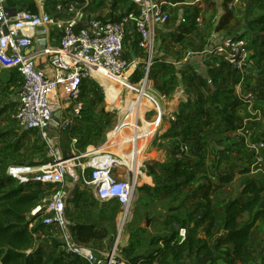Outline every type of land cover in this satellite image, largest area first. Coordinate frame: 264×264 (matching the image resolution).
I'll return each mask as SVG.
<instances>
[{
	"label": "rangeland",
	"instance_id": "374dc122",
	"mask_svg": "<svg viewBox=\"0 0 264 264\" xmlns=\"http://www.w3.org/2000/svg\"><path fill=\"white\" fill-rule=\"evenodd\" d=\"M126 1L98 0L97 7L93 11H105L106 13L112 10L116 14L121 13L127 8ZM163 1L166 3L162 5V11L167 13L169 17L165 24L156 27L154 33V59L165 61L167 64L155 62L153 69H160L161 73L156 79H153L151 73L149 76L151 81L149 92L160 100L163 112L157 109L158 105L155 102L154 108L144 118L146 122L157 119L160 127L156 130L153 138H150L148 147L143 152L145 153L144 160L140 166L143 176H140L136 183L130 216L126 219L122 228V233L126 235L127 242L131 228L141 227L148 231L141 253L151 248L148 245V238L167 235L172 230L171 228L179 229L180 235V227L176 224L170 225L169 222L172 216H179V219L185 218V212L191 209L192 198L186 200L183 205L181 200L186 194L196 189L199 184H206V182L211 181L215 186L221 176L232 174L231 182L219 186L213 194V199L219 206L235 198L247 199V197L241 196L240 192L243 186L251 181L264 186V149L257 153L252 152L245 145L241 136L244 130H248L251 134V141L264 138V56L262 55L263 48L261 45L264 34L253 24V20L264 11L260 9L256 0ZM114 2L118 3L117 7L112 5ZM194 9L198 10L195 30L185 35L184 42H176L175 40L181 32L180 29L191 23ZM109 15L105 17H109ZM228 18L230 20L225 26L220 27V24ZM222 37H237L245 43L249 65L244 76L238 77L233 74L224 66L221 58L212 52V48ZM134 40L130 36L126 37L125 57L129 62V69L134 61H136L137 67L134 71H128L127 69L125 73H121L119 76L123 77L125 75L123 79L112 80L113 85L119 84L123 88L122 90L118 89L119 93L115 94V98H112L111 94L108 98L104 89L93 78H87L90 80L91 85L94 84V88L98 90L99 95L103 98V103L99 105V108H102L104 113L111 115L109 120L113 124L112 128L115 126L113 130L110 128L107 130L108 132L106 131L104 141L106 138L109 140L110 135L118 129L119 120L125 115L128 103L139 92L138 89H132L131 87H134V83L137 85L135 81L143 79L144 76L146 58L138 48L139 52L136 51ZM101 74L105 78L108 77L104 73ZM130 75L131 78L128 80ZM12 77L13 80L10 82L11 72L0 69V130L7 132V144L18 142L15 145L18 146L17 151L6 156V161L11 163L23 161L24 163L21 165L33 166L47 163L51 159L49 154L52 150L48 143L44 142L35 132H29L27 135H24L22 131L15 132L18 129L15 126L13 117L17 108L16 97L20 86V78L16 73ZM163 82L168 88L173 89L169 95H165V99L159 97L163 93L158 90V86ZM222 90L231 91L229 97L220 93L219 98L233 104L234 116L232 120L234 126H240L241 128L224 133H215L210 127H205L199 123L208 120L207 113L210 112L208 106L216 104L213 95L215 92ZM85 96L80 97L83 106L87 102ZM105 98H107V101ZM141 104H143V101H141ZM177 118L186 120L185 129H187V132H181L176 138H161L171 124L176 122ZM137 126L139 130L141 126L143 127V124L138 123ZM221 126H224V123ZM107 134L108 137H106ZM53 135L56 137L57 148L59 152H64V157L72 156L73 153L77 154V152L82 153V151L76 149V143L72 142L69 130ZM194 141H198V143L195 144ZM113 143L118 144L120 140ZM98 145H93V147ZM121 149L126 154L127 148H125V145ZM191 154H201L204 157L205 175L197 174V179L192 186L184 188L180 193L174 192L166 195L167 185H165L166 187L162 186L165 183L163 181L165 177L160 176L158 173L160 165L171 160H187L191 157ZM86 156L83 154L78 156V159ZM255 157L262 159L261 166L256 164ZM76 159L77 157L70 160ZM83 162H85L84 159L81 160V163ZM153 169L159 187L155 195L152 192L146 194V191L141 189L144 185L152 186L150 172ZM0 174L2 175L1 170ZM123 176H125V173ZM75 192H78V189ZM117 215L115 218L116 236L110 247L111 249L117 242L118 228H120ZM67 217L69 218V216ZM245 219L244 216L242 220ZM38 239L40 245L46 248L50 247L51 244L53 245L57 240L59 241L58 234L52 228L45 229L38 236ZM126 241L118 243V252L127 244ZM250 247L257 251L255 264H264V222L257 223L252 230ZM223 254L224 249H221L216 253L217 257L213 262L191 260L189 264H223Z\"/></svg>",
	"mask_w": 264,
	"mask_h": 264
},
{
	"label": "built area",
	"instance_id": "2783aa9c",
	"mask_svg": "<svg viewBox=\"0 0 264 264\" xmlns=\"http://www.w3.org/2000/svg\"><path fill=\"white\" fill-rule=\"evenodd\" d=\"M6 1L0 0V69L14 71L20 78L14 116L17 129L35 132L52 150L47 163L34 166L11 164L6 167L5 174L20 185L38 183L51 186V193L32 210L31 215L39 214L43 225L56 231L65 252L78 255L88 264H117L118 238L112 249L97 258L90 249L73 242L67 215L72 209L74 191H88L99 202H115L119 206V236L130 216L136 190L132 173L125 166L116 164L112 158L116 157L114 154H107L109 160L94 159L97 167L85 157L64 164V161L81 156L94 147L88 146L83 154L77 152L64 157L53 134L69 130L84 109L80 102V86L84 78H91L86 64L105 68L118 76L129 69L125 57L127 36L137 41V48L146 58L143 79L136 83L145 86L151 82L154 33L157 25L168 20L169 15L162 11L166 2L127 0L126 10L121 12L124 16L112 20L92 10L97 7L98 0H13L15 6L24 5L23 10L9 9ZM30 4L34 5L33 12L26 9ZM52 31L57 34L53 43L50 40ZM212 52L221 58L229 71L238 77L244 76L249 58L245 43L239 38H220ZM159 97L165 99L164 94ZM134 99L138 100V94ZM151 110L148 109L145 117ZM241 136L252 152L264 149V138L251 141L248 130H244ZM71 139L76 143L75 138ZM101 152L105 157V152ZM83 159L85 162L81 163ZM255 159L261 166L262 159ZM184 235L185 231L181 229L180 236L183 238Z\"/></svg>",
	"mask_w": 264,
	"mask_h": 264
},
{
	"label": "trees",
	"instance_id": "16d2710c",
	"mask_svg": "<svg viewBox=\"0 0 264 264\" xmlns=\"http://www.w3.org/2000/svg\"><path fill=\"white\" fill-rule=\"evenodd\" d=\"M256 2L264 11V0H256ZM117 4L114 2L112 5L117 7ZM122 16H124L123 13L113 14L112 12L111 14L112 20H118ZM197 18L198 10L194 9L191 23L180 29L176 42H184L185 35L195 30ZM229 20L230 18L225 19L220 27H224ZM253 24L264 34V12L253 20ZM134 41L136 51L139 52L137 41ZM261 45L264 56V40ZM155 62L166 63L157 59L153 60L150 70L153 79L161 73L160 69H153ZM10 72V82H12V75L15 72ZM80 89V97L83 98L86 95L87 102L80 117L74 120L69 129V135L76 139V149L85 151L88 146L103 143L104 135L113 124L109 120L111 115L99 108L103 98L94 88V84L91 85L90 80L84 78ZM158 90L164 95H169L173 91L165 85V82L158 86ZM220 93L229 97L231 91L215 92L213 98L216 104L208 106L210 108V112L207 113L208 120L199 124L210 127L215 133L241 128L234 126L233 104L227 100H220ZM105 99L107 101V98ZM13 121L17 127L15 117ZM222 123L224 126H221ZM186 125V120L177 118L161 138H176L181 132L186 133ZM114 128L115 126L112 130ZM15 132L19 133L18 130ZM23 134L27 135V132ZM7 135V132L0 130V170L2 172V175L0 174V264H88L78 255L65 252L58 240L47 248L40 245L38 236L48 227L43 225L39 214L31 215V212L51 193V186L34 183L20 185L5 174L7 166L24 163L23 161L12 163L6 161V156L17 151L18 147L15 146L18 142L7 144ZM194 143L197 144L198 141ZM184 161L171 160L160 165L158 173L165 177L163 180L165 183L162 186L167 185L166 195L180 193L184 188L192 186L197 179V174L205 175L204 157L201 154H191V157ZM150 174L153 186L144 185L141 189L146 191V194L152 192L155 195L159 188L155 170L153 169ZM232 178L230 173L221 176L215 186L211 181L199 184L196 189L184 196L181 204L192 198L191 209L185 212V218L179 219V216H172L169 222L170 225L176 224L185 231L183 238L179 235V229L171 228L167 235L148 238V245L151 248L141 253L148 231L141 227L131 228L127 244L119 250L117 264H189L191 260L213 262L216 260V253L221 249H224L223 264H255L257 251L249 246V241L257 223L264 222V186L251 181L244 185L240 192V195L247 199L240 197L221 206L217 205L213 194L219 186L229 184ZM75 191L72 194V209L67 215L71 238L76 245L90 249L97 258H101L111 249L114 242L115 218L119 212V206L115 202H99L88 191L79 192V189L78 192ZM244 216L246 219L242 220ZM29 225L32 227L30 228Z\"/></svg>",
	"mask_w": 264,
	"mask_h": 264
},
{
	"label": "bare ground",
	"instance_id": "6f19581e",
	"mask_svg": "<svg viewBox=\"0 0 264 264\" xmlns=\"http://www.w3.org/2000/svg\"><path fill=\"white\" fill-rule=\"evenodd\" d=\"M136 67V63H134L131 68L128 69V71H134ZM86 68H88L91 78H93V80L97 82L101 86V88L104 89L108 98L110 94L112 98H115V94L119 93L118 89H123L119 84L113 85L112 80H121L125 77V75L123 77L114 75L107 69L92 64H86ZM101 73L106 74L108 77H103ZM150 83L151 82H148L145 86L141 84H134V87H131L132 89L139 90L138 100L132 99V101L128 103V107L125 109V115L119 120V124L117 127L118 129L110 135L109 140L106 138L107 141L105 142V144L103 143L97 147L89 149L88 152H84L85 156L87 154L85 158H89L88 162L92 165L94 164V159L109 160L107 154H114L116 157L112 158L116 162V164L120 166H125L127 168V171L132 173V184L134 185L138 182L139 177L143 176L140 167L142 161L144 160L145 153L143 152L148 147L150 138H153L154 134L156 133V130H158L160 127V124L157 119H153L152 122H146L144 120V118H146L145 113L148 111L149 108H154L153 106L155 105V102H157L158 105L157 109L163 112V107L160 100L155 95L149 92ZM141 101H143V104H141ZM140 121L143 124L144 131L142 130V127H140L138 130L137 123H140ZM117 140H120V143H113ZM123 145H125V148H127L126 154L121 151ZM101 151L105 152V157H103ZM70 162L71 160H67L64 161V164H69ZM97 165V163L94 164L95 167H97ZM125 241L126 235H124L121 230L118 236V243H124Z\"/></svg>",
	"mask_w": 264,
	"mask_h": 264
},
{
	"label": "water",
	"instance_id": "95a60500",
	"mask_svg": "<svg viewBox=\"0 0 264 264\" xmlns=\"http://www.w3.org/2000/svg\"><path fill=\"white\" fill-rule=\"evenodd\" d=\"M6 5H7V7H8L9 9H12V8H14V7H16L17 10H23V9H25V6H24V5H18V6H15L13 0H7V1H6ZM26 9H27V10H30V11H32V12L35 10L33 4L28 5V7H27ZM8 11H9V10H8ZM11 15H13V14H11ZM29 51H32V48H31ZM150 180H151V179H150ZM151 181H152V180H151ZM152 186H153V184H152ZM123 264H124V263H123Z\"/></svg>",
	"mask_w": 264,
	"mask_h": 264
},
{
	"label": "crops",
	"instance_id": "0c3cea01",
	"mask_svg": "<svg viewBox=\"0 0 264 264\" xmlns=\"http://www.w3.org/2000/svg\"><path fill=\"white\" fill-rule=\"evenodd\" d=\"M76 1H81V0H76ZM92 10H95V8L93 9L92 8ZM105 11H101L100 13H102V15L105 17V16H107L108 14H110L109 15V17H111V14H112V10L110 11V12H106L105 14ZM113 14H116V12L115 11H113ZM50 40H51V42L53 43V41H55V40H57V34L54 32V31H52L51 33H50ZM54 45H55V43H54ZM33 48V47H32ZM141 123V122H140ZM142 124V123H141ZM142 127V126H141ZM126 243H127V241H126ZM126 245V244H125ZM124 245V246H125ZM249 246H250V241H249ZM204 262H208V261H204Z\"/></svg>",
	"mask_w": 264,
	"mask_h": 264
}]
</instances>
